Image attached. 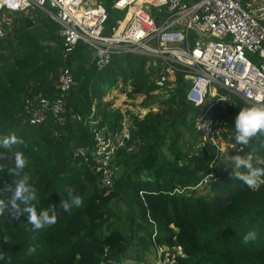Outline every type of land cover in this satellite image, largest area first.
Instances as JSON below:
<instances>
[{
	"label": "trees",
	"instance_id": "obj_1",
	"mask_svg": "<svg viewBox=\"0 0 264 264\" xmlns=\"http://www.w3.org/2000/svg\"><path fill=\"white\" fill-rule=\"evenodd\" d=\"M100 2L115 18L113 0ZM152 13L159 18L157 8ZM15 14L20 16L4 22L6 35L0 37V140L15 135L23 144H0L5 157L0 163L6 165L0 172V186L14 179L8 168L14 166L15 154L22 152L27 160L24 171L37 190L38 211L52 204L58 208L69 190L82 197L83 205L70 214L58 208L57 222L39 230L28 223L27 213L19 219L7 213L0 216V252L5 254L0 264H121L131 238L116 220L114 200L125 203L130 219L143 231L138 237L143 254L153 246L156 252L161 247L175 252L180 247L185 256H178L175 264H264V184L252 190L230 180L231 167L215 161L218 148L210 140L198 155L188 156L178 149L186 133L190 146L202 135L195 121L203 108L187 99L190 81L181 73L172 87L159 89L151 72L159 75L161 69L149 65L152 57L139 53L118 54L99 69L83 41L66 60L59 23L40 11ZM27 17L33 22L30 28ZM65 67L72 70L75 84L57 121L36 98L42 94L50 102L56 100ZM120 80L131 99L163 93L167 97L161 99L158 111L143 118L129 114L131 140L115 154L119 172L108 190L99 185L92 154L96 134L88 120L95 105L105 134L120 128L121 111L104 101ZM233 99L219 102L215 111L227 106L221 112L228 128L223 135L234 144L232 155H244L249 149L241 152L242 146L235 142V117L239 109L254 104L238 96ZM36 112L40 122L33 123ZM252 143L258 157L253 164L264 167V136L258 135ZM82 147L88 148V159L76 155ZM209 174L211 179L204 182ZM250 231L257 238L245 244L243 237ZM29 248L35 252L29 254ZM134 260L145 264L139 248Z\"/></svg>",
	"mask_w": 264,
	"mask_h": 264
},
{
	"label": "built area",
	"instance_id": "obj_2",
	"mask_svg": "<svg viewBox=\"0 0 264 264\" xmlns=\"http://www.w3.org/2000/svg\"><path fill=\"white\" fill-rule=\"evenodd\" d=\"M153 7L160 12L159 18L153 15ZM112 8L126 14L122 19L113 17L108 25L110 10L98 1L0 0V37L6 35L3 27L6 12L29 15L40 11L62 26L66 60L80 41L89 46L99 69L110 65L118 54H145L153 58L150 66L161 69L156 78L159 89L172 87L177 75L182 73L190 81L187 99L195 106H206L208 95L214 99L212 108L218 102L232 103L233 96L263 106L264 15L258 17V9L242 0H113ZM74 84L72 70L65 67L59 77L56 100L50 102L40 94L36 101L42 108H50L59 121ZM222 89L228 95L222 94ZM138 98L143 101L146 96ZM121 113L120 128L107 134L100 127L102 116L95 105L88 120L96 134L92 154L96 172L100 174L99 185L108 190L113 188L119 172L114 163L115 154L131 140L130 115L125 110ZM37 116L39 113L33 114V123L40 122ZM75 118L81 119L79 115ZM199 125L208 132L214 128V118H201ZM87 153L88 148L83 147L76 151V155L86 159ZM157 252L155 264H175L178 256H185L180 247L175 252L161 247Z\"/></svg>",
	"mask_w": 264,
	"mask_h": 264
},
{
	"label": "clouds",
	"instance_id": "obj_3",
	"mask_svg": "<svg viewBox=\"0 0 264 264\" xmlns=\"http://www.w3.org/2000/svg\"><path fill=\"white\" fill-rule=\"evenodd\" d=\"M20 13V12H14ZM223 100V99H221ZM264 136V106L252 105L239 109L235 117L234 139L241 145V152L245 148L249 151L244 155H233L226 164H230L231 171L229 179L239 180L252 190H258L264 184V167L254 166L253 161L258 159L256 156L257 148L252 143L254 138ZM23 144L22 139L15 135L0 140V144L9 147L13 144ZM4 154L0 152V160H3ZM27 160L22 152L15 154L14 166L8 168L9 176L13 177L11 183L0 186V216L8 214L9 216L19 219L27 213V221L32 225L33 230H39L46 226L53 225L57 222L58 208L65 213H71L74 208H80L83 205L81 196L74 194L69 190L64 199H60L57 204H52L48 209L37 210L38 203L37 190L30 182V176L24 171ZM6 165L0 163V172L4 171ZM257 238L255 231H250L243 237V243L247 244ZM5 237V243H7ZM29 254L35 252V248H29ZM5 260V254L0 252V262ZM122 264V263H121Z\"/></svg>",
	"mask_w": 264,
	"mask_h": 264
},
{
	"label": "rangeland",
	"instance_id": "obj_4",
	"mask_svg": "<svg viewBox=\"0 0 264 264\" xmlns=\"http://www.w3.org/2000/svg\"><path fill=\"white\" fill-rule=\"evenodd\" d=\"M90 1H98L100 0H90ZM105 6L106 4L103 3ZM256 6H259L258 4ZM261 6V5H260ZM113 13L115 14V20L116 19H122L125 17L126 12L125 11H115L113 10ZM20 16L19 14L13 13V16L9 15V13L4 14V18L6 19V22H13L14 19ZM158 72H151L152 79L156 80ZM152 80V81H153ZM123 88V81L120 80L117 87H113L108 94L104 97V101L111 104V107L113 109L118 110H125L127 114H133L137 113L138 115L145 116L148 112H156L159 110L161 105V99H165L167 97L166 93L160 94V95H152L147 96L146 99L143 101L138 99L132 100L130 97H128L127 93L122 90ZM157 92V91H155ZM158 93V92H157ZM224 95H228V93L222 92ZM214 101L213 97L211 95H208V101L206 106H211V109H206V106H202V114L205 115L201 117V115L196 118L195 126L197 130L202 133L199 134L198 140L193 144V146H190V138L189 135L186 133V137H184L181 142L179 143L178 149L181 150L182 154L193 156L200 154L201 150L204 147V144L206 141H211L214 145L218 148V155L215 158L216 162H219V164H223L225 168L232 167L230 164H226V160H230L233 156L231 154L230 149L233 148V143L229 142L226 137L223 135L225 132H227V127L224 119L222 118L221 112L228 110L226 105H222V108L219 111H215L216 105L212 108V102ZM219 103V102H218ZM210 110V111H209ZM213 117L214 118V128L207 130H203L200 128L199 123L201 122V118L204 120L205 117ZM204 128L206 129V124L204 125ZM210 135H207L209 134ZM214 135V137H212ZM164 151L166 154L169 155L168 150L164 148ZM111 207L118 212V216L116 217L117 222L122 227L123 231L126 233L128 237L131 238L129 249L126 254V256L123 257V260L121 263H128V262H135L134 257L136 255V249L139 248V254L143 257L145 256V264H155L157 261V255L159 252H156V249L153 247L149 248V251H146L144 254L142 253L141 247L139 245L138 237L139 235L143 234V231L140 232V227L137 225V221H132L130 219V210L125 205V203L118 202L117 200L112 201ZM140 228V229H139ZM137 263V262H135ZM139 264V263H137Z\"/></svg>",
	"mask_w": 264,
	"mask_h": 264
},
{
	"label": "water",
	"instance_id": "obj_5",
	"mask_svg": "<svg viewBox=\"0 0 264 264\" xmlns=\"http://www.w3.org/2000/svg\"><path fill=\"white\" fill-rule=\"evenodd\" d=\"M242 1H243L244 3H247V2H248V0H242ZM256 14H257L258 17H262V16L264 15V8L258 9V10L256 11ZM112 21H113V16L110 15L109 18H108V20H107V22H106V24L109 25V24H111ZM26 24H27V27H28V28H30V27L33 26V22H32V20H31L30 17H27V18H26Z\"/></svg>",
	"mask_w": 264,
	"mask_h": 264
},
{
	"label": "crops",
	"instance_id": "obj_6",
	"mask_svg": "<svg viewBox=\"0 0 264 264\" xmlns=\"http://www.w3.org/2000/svg\"><path fill=\"white\" fill-rule=\"evenodd\" d=\"M245 4H250L251 7L253 8H256V9H261V8H264V0H248L247 3ZM259 5V6H256V5ZM261 5V6H260ZM112 15V14H111ZM262 24L264 25V17H262ZM160 69V68H159ZM135 99H138V98H135ZM134 100V99H132Z\"/></svg>",
	"mask_w": 264,
	"mask_h": 264
}]
</instances>
